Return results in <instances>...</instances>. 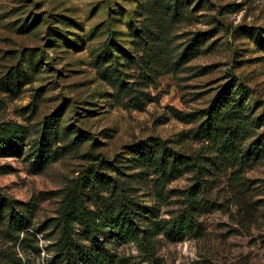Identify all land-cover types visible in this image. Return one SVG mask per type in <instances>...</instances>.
<instances>
[{
	"label": "rangeland",
	"instance_id": "rangeland-1",
	"mask_svg": "<svg viewBox=\"0 0 264 264\" xmlns=\"http://www.w3.org/2000/svg\"><path fill=\"white\" fill-rule=\"evenodd\" d=\"M221 92L239 160L197 134ZM1 124L25 135L0 149V264H51L64 195L90 165L158 207L162 223L191 200L199 209L197 232L157 235V261L111 239L129 264H264V0H0ZM43 138L57 158L36 172ZM157 141L203 167L187 165L163 196L153 169L132 160ZM111 196L92 192V203Z\"/></svg>",
	"mask_w": 264,
	"mask_h": 264
},
{
	"label": "trees",
	"instance_id": "trees-1",
	"mask_svg": "<svg viewBox=\"0 0 264 264\" xmlns=\"http://www.w3.org/2000/svg\"><path fill=\"white\" fill-rule=\"evenodd\" d=\"M195 46L192 44L191 50H187L190 55L194 54ZM147 50L149 51H146V71L153 68L156 62L152 53L154 48L151 47V51L148 48ZM225 94L221 92L214 101L210 108V116L201 125L197 134L212 142L224 159L239 160L237 140L240 128L237 123L228 121V118L233 119V113H229L227 118L221 109L226 101ZM224 122H228L224 127L226 131L215 132L214 127H220ZM24 135L25 130L19 125L1 124L0 149L12 143L17 144L24 139ZM44 139L39 144L38 158L33 165V170L36 172L45 169L54 158H57ZM133 151L136 154L132 157L134 168L153 169V173L157 175L155 184L161 187L158 189V194L161 196H163L162 187L178 178L187 165L192 164L198 172L203 168L196 162L190 163L194 160L193 157L182 155L161 141L155 142L149 149L139 144ZM261 151L260 146H255L254 152L257 157ZM240 162H244L243 157L240 158ZM124 185V182L119 185L113 177L95 170L94 165H90L85 170V174L77 179L64 195L61 206L60 239L56 242V253L51 264H129L126 258L120 257L111 248L109 242L111 239H114V243L135 242L145 252L148 260L154 262L158 260L155 254V242L161 232L164 231L169 238L175 240L186 233H195L199 230V226L194 222L195 213L199 211L194 201L191 200L190 205L181 214H177L172 223H162L158 220L159 208L139 203L128 193L131 187ZM101 191L111 192L110 203L100 205L97 200L92 203V192L98 194ZM3 213V205L0 204L2 219H4ZM27 221L24 211H12L10 224L21 225L19 231L27 227ZM76 226H80L83 230L82 239L75 237ZM27 238L25 236L22 242Z\"/></svg>",
	"mask_w": 264,
	"mask_h": 264
}]
</instances>
